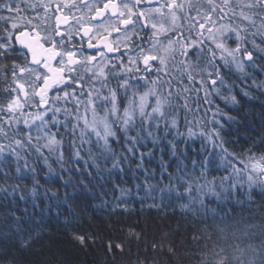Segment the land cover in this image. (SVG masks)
<instances>
[{
    "label": "snow or ice",
    "instance_id": "obj_1",
    "mask_svg": "<svg viewBox=\"0 0 264 264\" xmlns=\"http://www.w3.org/2000/svg\"><path fill=\"white\" fill-rule=\"evenodd\" d=\"M253 69L264 73V0H0V264H28L42 239L20 201L43 216L87 204L101 182L119 195L96 231L71 215L63 230L81 250L100 244L103 264H158L147 242L140 256L147 225L123 222L133 188L140 212L178 217L173 235L190 245L165 250V230L153 257L264 264V130L227 139L238 95H264Z\"/></svg>",
    "mask_w": 264,
    "mask_h": 264
},
{
    "label": "trees",
    "instance_id": "obj_2",
    "mask_svg": "<svg viewBox=\"0 0 264 264\" xmlns=\"http://www.w3.org/2000/svg\"><path fill=\"white\" fill-rule=\"evenodd\" d=\"M255 73V76L258 80H264V73H262L259 69L250 70ZM251 81H248L250 83ZM255 93L253 98L243 97L242 95H238V100L243 105L239 107L238 110H232L230 112L231 115L235 116L239 121V124L233 125L231 131V135L227 137V139L233 140L239 137V143L235 145H229V147H237L239 148L241 145L245 144V138L249 135V129H251V134L255 135V133L264 130V95H260L259 92H256L255 89H252ZM239 92V89H237ZM221 106H223V102H220ZM239 129V131H235V129ZM54 167H58L54 165ZM119 175L117 174L116 180L117 183H120ZM41 177H43V172H41ZM125 181H127V186H131L132 181L128 177H124ZM43 182V181H42ZM53 188L58 187L57 184L51 185ZM64 189L60 188L61 194H63ZM71 193V189H69ZM133 192V200L129 201V208L132 209L130 214H126L128 216L127 220H124V224H130L135 227V231L140 232L141 229H144L145 225H147L146 230L144 231V236L141 239L139 252L141 259L144 258V243L147 242L149 245L148 249V259L151 261L153 258L158 261V264H168V260L166 258V254H157L155 257L152 256L151 245L152 244H160L162 242V233L167 230V239L163 240V247L165 250L168 247V242L171 240H175L176 246L180 248L181 253L187 251L190 245L185 243L184 237L182 235L183 228H181V234L173 235V229L176 227V221L178 217L172 218L171 220L165 219L163 223H161L160 217L156 214L154 210L149 212L147 208V204L144 206L143 213L140 212V204L135 202V189H132ZM119 192L112 187V183L109 182L107 184H96L92 191L87 194V204H84L80 201H77L72 207H68L67 205H59L58 207L53 209L51 214H45L41 216L39 214L40 210L36 209L35 212L31 206V202L25 204L24 201H20L19 210L17 211V215L22 217L23 227L28 230H32L33 234L35 231H39L42 233V239L37 241L32 249H29L26 256L28 258V264H42V261L46 257L52 256L54 253L58 255H62L69 261V264H103L104 262V250L100 246V244L91 245L86 250H81L75 246H73L69 240L67 235L63 230V221L66 216H79L83 219V231L85 232H95L96 229L94 227H90V224L98 223L101 218L107 216V210L100 208L102 200L111 201L114 196H118ZM257 201L261 199L260 193L257 190L254 197ZM150 203V201H149ZM28 208V213L24 214L22 212L23 208ZM123 220V217L121 218ZM5 223L11 225L10 221H3L0 218V227H3ZM169 223H171V227H169ZM138 225V226H137ZM27 235V233H25ZM108 234H105V241L107 242ZM113 243L119 242L123 240V234L114 233L111 236ZM254 246L256 248H260L259 241L254 242ZM11 249L9 248V252ZM131 252L135 254L137 252V247L135 242L131 245ZM255 255L254 253H249V256ZM17 264H20L17 261ZM175 264H190L189 261H181L177 259ZM256 264H262V261L259 257L256 259Z\"/></svg>",
    "mask_w": 264,
    "mask_h": 264
}]
</instances>
